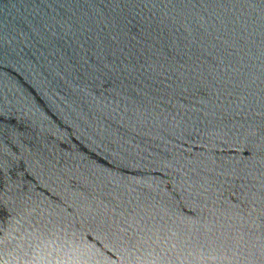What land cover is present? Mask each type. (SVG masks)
<instances>
[{"label": "water", "instance_id": "obj_1", "mask_svg": "<svg viewBox=\"0 0 264 264\" xmlns=\"http://www.w3.org/2000/svg\"><path fill=\"white\" fill-rule=\"evenodd\" d=\"M0 264H264V0H0Z\"/></svg>", "mask_w": 264, "mask_h": 264}]
</instances>
